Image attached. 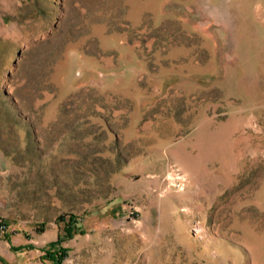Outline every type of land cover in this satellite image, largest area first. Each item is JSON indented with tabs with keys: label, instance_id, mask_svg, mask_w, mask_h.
<instances>
[{
	"label": "rangeland",
	"instance_id": "obj_1",
	"mask_svg": "<svg viewBox=\"0 0 264 264\" xmlns=\"http://www.w3.org/2000/svg\"><path fill=\"white\" fill-rule=\"evenodd\" d=\"M70 213L62 264H264V0H0V258Z\"/></svg>",
	"mask_w": 264,
	"mask_h": 264
},
{
	"label": "trees",
	"instance_id": "obj_2",
	"mask_svg": "<svg viewBox=\"0 0 264 264\" xmlns=\"http://www.w3.org/2000/svg\"><path fill=\"white\" fill-rule=\"evenodd\" d=\"M82 216L70 213L60 215L57 223H63L62 232L57 233L55 240L48 242L46 247L42 249L41 259L48 261L50 264H62L63 260L68 256L70 248L63 243L73 238L77 233H85L81 226ZM4 224V223H0ZM5 225V224H4ZM45 223H41L36 227L37 231H42ZM6 226V225H5ZM8 239V235H4Z\"/></svg>",
	"mask_w": 264,
	"mask_h": 264
},
{
	"label": "crops",
	"instance_id": "obj_3",
	"mask_svg": "<svg viewBox=\"0 0 264 264\" xmlns=\"http://www.w3.org/2000/svg\"><path fill=\"white\" fill-rule=\"evenodd\" d=\"M38 237L35 239L30 238L27 236L24 240H21L18 244H11L10 245V255L5 257L4 259L0 258V261L4 264L11 263V264H50L46 260L41 259L42 249L46 247L48 244V230L36 231ZM57 237V234H56ZM4 239L8 242H13V235H9L8 239L4 237ZM56 239V238H55ZM53 239V240H55ZM51 240V241H53ZM50 242V240H49ZM32 253L31 257H37L38 260L31 262L29 253ZM17 253H24V258L19 260Z\"/></svg>",
	"mask_w": 264,
	"mask_h": 264
},
{
	"label": "built area",
	"instance_id": "obj_4",
	"mask_svg": "<svg viewBox=\"0 0 264 264\" xmlns=\"http://www.w3.org/2000/svg\"><path fill=\"white\" fill-rule=\"evenodd\" d=\"M0 228L3 229L6 228V226L4 224H1Z\"/></svg>",
	"mask_w": 264,
	"mask_h": 264
}]
</instances>
